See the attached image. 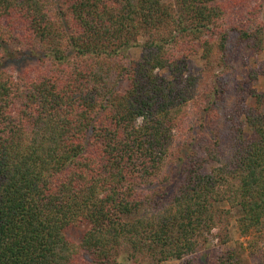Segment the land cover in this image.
Here are the masks:
<instances>
[{"label":"trees","instance_id":"obj_1","mask_svg":"<svg viewBox=\"0 0 264 264\" xmlns=\"http://www.w3.org/2000/svg\"><path fill=\"white\" fill-rule=\"evenodd\" d=\"M228 6L0 0V264H113L122 244L136 258L181 261L213 230H227L233 209L242 214L243 235L264 227L260 95L248 88L257 102L244 112L248 135L239 117L242 83L231 93L224 78L190 69L201 50L207 67L216 58L226 64L235 32L261 50L259 7L242 6L245 22L229 32L222 22ZM8 36L35 58L18 77L4 68ZM227 96L237 103L220 108ZM195 99L227 116H192ZM222 122L224 142L212 129ZM175 166L179 180L165 191ZM74 227L80 243L68 235ZM237 253L221 264H240Z\"/></svg>","mask_w":264,"mask_h":264},{"label":"rangeland","instance_id":"obj_2","mask_svg":"<svg viewBox=\"0 0 264 264\" xmlns=\"http://www.w3.org/2000/svg\"><path fill=\"white\" fill-rule=\"evenodd\" d=\"M228 1L229 11L225 18L222 19L225 27L230 32V28L235 22L238 24L241 20L242 14L239 12L240 8L246 7V11L251 10L252 8L259 7V12H256V19L258 22L264 23V0H221ZM247 3H245V2ZM235 2H238L237 7H232ZM232 4V5H231ZM246 14V12H245ZM244 14V15H245ZM5 22V21H3ZM242 24L245 22L241 21ZM240 30L245 28V26L239 27ZM1 37L5 35V30H1ZM264 38V32L259 37ZM240 34L237 32L230 35V40L228 45L224 50V60L226 64H223L222 67L218 65V59L213 60V64H210V68L207 67V63L204 59L201 58L202 50L198 55L192 56L189 58L190 69L193 74H198L200 71L206 70L208 79H217V76L224 78L228 82V89L231 93H234L235 87L238 89V84L242 83L244 91H241V97L243 100L242 113L239 115L241 118V123L245 127V132L248 135H252L253 131L247 126L244 112L249 106L256 107V99L248 93V88L252 89L253 92L260 95L262 100L261 109L264 110V40L260 46L261 50L258 48L251 47L249 45L248 39L240 38ZM8 57L4 61V68L10 74L18 77L20 70L27 68L35 63V58L29 53L21 52L20 48L13 43V38L8 36ZM139 41L142 43L145 41L144 37H140ZM7 52V51H6ZM141 49H132L130 51V56L134 59H138L140 56ZM223 70V71H222ZM219 71H222L220 74ZM224 80V81H225ZM220 108L223 107L224 103L229 102L230 96L226 98L219 97ZM223 99V101H222ZM207 100L202 103H198L197 99L192 102L191 114L196 115L198 112L200 116H211L216 115V118L226 117L220 108H216L215 111H212L213 107L207 104ZM237 103V99L230 100V104ZM241 103V104H242ZM206 108V109H205ZM233 109V108H232ZM228 108L231 112L233 110ZM219 124V128H212L216 133L219 134V137L222 138V142L225 141V137L229 134L227 127L223 124ZM206 128L203 127L199 136L204 134ZM211 133V131H209ZM173 176L176 180L173 183L166 184L163 187L165 191L171 192L174 189L175 183L179 180L177 177L178 172L177 166L172 167ZM146 190V189H145ZM146 192V191H145ZM221 208L228 209L229 206L226 204H221ZM233 218L229 219L227 225V230L221 228L213 230V232L208 235L207 243L203 244L195 253L186 256L183 260H169L166 262H161L158 264H177V263H189V264H221L222 259L226 258V255L229 251L235 250L238 255H240L242 262L240 264H264V227L259 231H249L248 235H243L239 227V218L242 216L237 210L233 209ZM79 227L72 228L68 235L76 243H80L82 232ZM223 240H226L225 243H222ZM89 251L82 249L81 255L87 258ZM114 263L113 264H157L152 261V259L133 256L131 250L127 244H122L117 247L113 252ZM137 259V260H136Z\"/></svg>","mask_w":264,"mask_h":264}]
</instances>
